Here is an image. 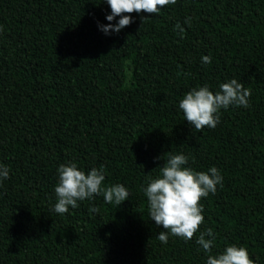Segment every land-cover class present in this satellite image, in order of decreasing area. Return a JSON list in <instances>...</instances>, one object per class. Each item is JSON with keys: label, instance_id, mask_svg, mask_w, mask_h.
<instances>
[{"label": "trees", "instance_id": "trees-1", "mask_svg": "<svg viewBox=\"0 0 264 264\" xmlns=\"http://www.w3.org/2000/svg\"><path fill=\"white\" fill-rule=\"evenodd\" d=\"M110 13L107 0H0V264H206L196 241L208 228L211 254L234 244L264 264V0H176L105 34ZM233 78L250 106L197 131L180 100ZM180 153L223 180L201 198L193 238L164 244L144 189ZM69 162L103 167V186L123 184L128 199L101 193L56 213Z\"/></svg>", "mask_w": 264, "mask_h": 264}, {"label": "clouds", "instance_id": "clouds-1", "mask_svg": "<svg viewBox=\"0 0 264 264\" xmlns=\"http://www.w3.org/2000/svg\"><path fill=\"white\" fill-rule=\"evenodd\" d=\"M111 13L108 21L120 17L115 24L99 25L105 33H118L130 25L133 12L156 14L167 5H174L176 0H107ZM203 63H211L210 56L202 57ZM250 90L235 78L221 83L219 90L211 91L207 84L188 91L179 102L185 120L197 131L205 126L215 128L220 122L219 112L229 106L249 107ZM157 159H163L162 156ZM165 161V160H164ZM188 157L183 153L171 155L160 168V174L150 180L144 189L148 200L149 215L156 225L168 231H161L157 239L166 244L169 232L173 236L191 240L204 222L201 198L215 193L223 177L213 166L205 171H195L187 167ZM58 171V183L55 187L57 202L54 211L65 214L69 207H78V201L91 200L95 195L103 194L104 201L116 205L128 199L129 192L123 184L103 186L105 174L103 167H93L87 171L78 168L75 162L61 164ZM9 177V169L0 165V182ZM90 212L98 211L90 208ZM208 237V238H206ZM216 237L211 228L201 232L197 244L209 253L206 264H255L245 247L229 245L222 253L211 254Z\"/></svg>", "mask_w": 264, "mask_h": 264}]
</instances>
